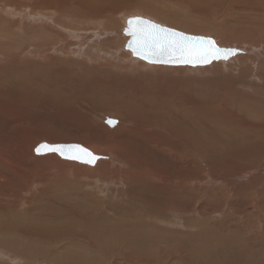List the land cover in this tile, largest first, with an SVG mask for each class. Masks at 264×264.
I'll return each instance as SVG.
<instances>
[{
  "label": "rangeland",
  "instance_id": "obj_1",
  "mask_svg": "<svg viewBox=\"0 0 264 264\" xmlns=\"http://www.w3.org/2000/svg\"><path fill=\"white\" fill-rule=\"evenodd\" d=\"M198 1L0 0V9L2 8V11L0 10V55L4 53L2 58L7 57L16 48L14 53L20 57L21 66L41 63L45 69L50 67L53 71L64 73V76L69 77L73 82L71 92L75 100L81 95L79 87L84 82L82 76H85L86 81L83 85H87L90 82L99 83L93 88L95 91L92 94V101L81 102L79 100L80 104L76 105L68 100L66 107L58 106L47 99L37 102L28 96V98L22 95L18 96L19 90L17 89H19L20 85L17 84V81H13L12 72H9L7 76L4 73H0V139L8 141L4 142L9 147L7 149L24 146V139L20 135H26L24 136L25 139L29 138L30 145H32L31 154L33 153V148L41 142L52 144L75 143L86 147L95 154L108 156L114 160H100L95 165L88 167L71 161L63 160V163L62 159L56 155L53 156L54 154L36 156L33 153L32 156L34 158H52V161L47 166H51V173L49 174L51 181L57 183L54 184V189L49 191L46 199L48 206H51H49L50 220H47L49 229L47 232L28 230L19 231V233L18 231L13 232V230L7 229H5L7 231L5 232L4 229H0L4 238L16 239L14 245L5 243L0 246V264H78L68 254L76 248L78 243V240L76 242V238H74V234L78 231V233H83L88 228L95 235L101 236L100 241L93 237L91 238L103 244H99V246L98 243H88L87 241L92 240L88 236L89 239L83 241L85 245L77 246L76 251H81L82 253L80 252L79 254L83 256H81L82 258H77L78 260H85L88 256L96 255L97 259L100 260V264H137L138 262V264H143L144 261L142 259L128 263L130 260L123 247H121L122 249L117 248L115 244L110 243L117 232L110 229L106 224L102 225L103 223L94 221L87 214L93 211V214L99 216L104 213V207H98V203L111 204L110 207L113 206V208L117 206L123 207L122 209L126 213L129 208L143 212L142 209L146 210V208L144 205L141 207L142 205L138 202L144 196H152V201L156 202L157 206L161 204L162 200L157 197L161 192L157 193V188L153 184L130 186L129 181L132 180L130 178L128 181L127 176L131 166L118 162L121 159L128 163H134L137 157L140 164L145 165L148 162L157 168L164 169L170 175H174L173 177L188 173L194 176L192 188L179 190L175 196L171 197L173 198L171 202L174 201L176 203L177 209H175L179 211V215H169V206L160 205L168 214L165 213L162 217L160 215L159 220L157 222L154 221L155 225L164 231L159 234L168 233L172 236L167 241L162 242L163 244H152L154 247L147 250L153 253L156 251L160 253L157 255L155 262H148L149 264H213V262L209 263V261L203 262V257L194 256L195 258L192 259L188 250L183 247L186 246L193 251V249H197L195 245L200 247V249L195 251L196 253L198 252V255L200 254V257L202 256L200 253L202 250L209 251L211 249V252L215 250L216 256H210L214 258V264H264V151L253 153L249 149L238 148V143L243 140L241 139V132L248 134L254 132L261 137L259 140L264 138V76H261L264 75V0ZM3 9L6 12L8 11V14L12 13L13 15L4 13ZM138 11L148 12L150 13L149 15L159 14L157 16L161 20L159 22L165 27L191 35L198 34V36L208 35V37H216L214 39L221 46L246 50L244 51L246 53L242 52V54L248 55L247 59L249 60L245 57H242L245 59L238 57L230 60V62H227L229 59L221 60L225 63L214 62V64L210 63L204 66H187L191 68H186L185 70L179 68L180 65L172 67V65L149 64L135 58L146 67V71L143 73L145 78L139 84L142 85L141 90L146 94L145 96L148 100H153L152 98H154L153 101H157V98L158 100L166 98L168 93L175 90L182 93V96L187 99L186 103L193 106L190 113L195 117L193 120H196L193 136L196 147H192L191 151L194 153L192 168H196L197 170L195 169V171L194 169H191V171H188V169L182 170V166L179 163L177 164L180 153H174L171 148L167 147L171 144H180L181 138L173 140L168 133L163 132V134L156 130L149 133V135L155 134L152 138L158 143L160 142L161 145L148 144L141 137V133H144V131L139 127H135L133 123L137 121H128L126 115L123 116L115 111H110V104L104 97L107 92L103 89V86L111 83L112 80L104 71L100 73L99 69H102L106 59L114 60L116 58L114 61L123 62V66L129 67L131 65L128 63V58L134 57L124 47L128 36L122 32L124 25L121 24V20L123 16L126 18L137 17ZM42 17L44 18L41 19ZM36 18L38 19L37 23H35ZM155 23L160 24L158 22ZM188 24H193L194 26ZM35 25L36 27L34 28ZM9 33L10 35H7ZM3 34L6 36H3ZM50 44H67L68 48L65 53H55L49 50ZM8 45H11L12 48H9ZM38 48H44L43 52L48 48L46 56L44 53H38ZM4 50L6 52H2ZM99 50L110 52L109 54H112L113 59L112 57L110 59L109 56ZM4 61H1V64ZM81 65L83 68L93 72L91 74L93 79L85 71H82V68H79ZM124 67L119 68L123 69ZM132 67L130 66L131 71L126 70L124 74L135 79L138 76L136 73L137 67ZM119 68L117 71L122 74L124 69L119 71ZM159 68L162 70L159 71ZM109 70L117 73L114 69L110 68ZM259 71L262 72L259 73ZM140 72L142 73V71ZM43 73L51 77L48 72L45 71ZM24 75L27 78V75ZM230 80L232 84L229 82ZM24 81L27 82L26 79ZM25 82L21 84L27 85ZM176 97L178 98L177 95ZM9 115L11 117L14 116L13 118L17 120L16 127H19L18 129H11L12 124L10 121L12 120ZM110 118L116 121L113 127L105 124V120ZM247 121L249 124L253 122L252 124L256 125L253 131L247 126ZM235 127L236 129H234ZM213 128L218 130L216 129V131ZM261 129L262 131H260ZM145 135L149 136L148 134ZM204 137L205 139H203ZM208 139L211 141L209 142ZM198 140L201 146L198 144ZM257 144L264 145V143L260 142ZM180 145L184 147L183 144ZM260 148L264 150V146ZM116 150L120 154L123 153V157L121 155L117 158ZM218 152L219 154H217ZM243 152L245 157L237 159L236 155ZM183 160L185 159L181 157L179 161L184 162ZM112 162L114 169L109 168L104 173H98L101 166ZM253 162L257 163L253 165ZM260 163L263 164L261 165ZM36 167L38 170L41 169L39 163L36 164ZM250 167H252V171L248 170ZM114 181H116V184L111 183ZM32 186H30V190L34 188ZM128 186L131 196L136 198L138 202L131 200L132 197L130 198V194L127 193ZM30 190L28 188L27 191L19 194V196L29 199L26 207H29L28 209L36 214V211L42 209L38 202L40 196L35 191H31V194H28ZM132 192L137 196L132 194ZM25 193L27 194L25 195ZM162 194L166 196L167 192H162ZM163 196L160 197L165 202L166 198ZM183 207H185V210ZM113 214L109 215L114 217L116 213ZM118 217H120L119 214L111 218L113 219L114 227L121 229L124 226L122 223H114V219ZM110 220L108 218L107 223ZM112 221L109 224L111 227H113ZM210 224H214L216 226L215 230L219 231L214 235L210 234L205 239L202 237V241H199L197 234L209 231L211 229ZM91 227L94 228L91 229ZM109 229L114 231V233L110 234ZM86 233L84 231V234ZM106 239H109L108 242ZM229 244L230 247L231 245L239 244V251L231 247L232 252L236 255L231 251V253L226 251ZM172 247H177V249L175 250ZM9 249L10 251H8ZM89 250L91 251L90 253H88ZM258 254L260 255L258 256ZM84 255L87 257L84 258ZM233 255L236 256H234L236 259Z\"/></svg>",
  "mask_w": 264,
  "mask_h": 264
},
{
  "label": "bare ground",
  "instance_id": "obj_2",
  "mask_svg": "<svg viewBox=\"0 0 264 264\" xmlns=\"http://www.w3.org/2000/svg\"><path fill=\"white\" fill-rule=\"evenodd\" d=\"M185 1V0H183ZM200 1V0H199ZM198 1V2H199ZM204 1V0H203ZM207 1V0H205ZM210 2V0H209ZM212 2V1H211ZM202 3V2H201ZM220 3V2H219ZM208 4V3H207ZM206 5V4H205ZM3 7V6H2ZM206 8V7H205ZM5 9V7H4ZM3 9V12L4 13H7L6 10ZM16 9V8H15ZM14 9V10H15ZM2 11V8L0 9ZM16 12V11H15ZM139 12V11H138ZM137 12V17H144L145 19L147 18L148 20L150 19V21H154V22H158L160 23L161 20L158 19V15H149L150 13H143V12H139V13H142V14H139ZM150 12V11H149ZM255 12V11H253ZM17 13V12H16ZM23 13V12H22ZM25 13V12H24ZM40 13V12H39ZM130 13V12H129ZM2 14V13H1ZM8 14V13H7ZM12 14V13H11ZM10 13L8 15H11ZM19 14V13H18ZM197 14V13H196ZM206 14V13H205ZM218 14V13H217ZM13 15V14H12ZM26 15V14H25ZM153 15V16H152ZM201 15V13H200ZM23 16V15H22ZM32 16V15H31ZM34 16V15H33ZM43 16V15H42ZM49 16V15H48ZM219 16V15H218ZM8 17V16H7ZM38 17V16H37ZM41 17V16H40ZM45 17V16H44ZM44 17H42L41 19H43ZM130 17V16H129ZM2 18V17H1ZM14 18V17H13ZM27 18V17H26ZM56 18V17H55ZM128 18V17H127ZM125 16L122 17V20H121V24L124 25V28H125V24H126V19H127ZM12 19V18H11ZM50 19V18H49ZM198 19V18H197ZM37 18L35 19V23H37ZM47 20V19H45ZM228 20V19H227ZM4 21V19H3ZM6 21V20H5ZM160 21V22H159ZM13 22V21H12ZM40 22V21H39ZM212 22V21H211ZM210 22V23H211ZM14 23V22H13ZM17 24V23H16ZM162 23H160L161 25ZM168 24V23H167ZM186 24V23H185ZM195 24V23H194ZM231 24V23H230ZM49 25V24H48ZM163 25V24H162ZM188 25H191V24H188ZM205 25V24H204ZM15 26V24H14ZM170 26V25H169ZM183 26V25H182ZM191 26H194L193 24ZM211 26V25H210ZM36 27V25L34 26V28ZM184 27V26H183ZM187 27V26H186ZM189 27V26H188ZM30 28V27H29ZM124 28L122 30H124ZM180 28V27H179ZM193 28V27H192ZM237 28V27H236ZM21 29V28H20ZM60 29V28H59ZM214 29V28H213ZM187 30V29H186ZM205 30V29H204ZM218 30V29H217ZM262 30V29H261ZM6 31V30H5ZM23 31V30H22ZM193 31V30H192ZM28 32V31H27ZM123 32V31H122ZM207 32V31H206ZM218 32V31H217ZM188 33V32H187ZM197 33V32H196ZM205 33V32H204ZM232 33V32H231ZM219 34V33H218ZM7 35H10L7 34ZM83 35V34H82ZM191 35V34H190ZM207 35V34H206ZM260 35V34H259ZM3 36H6L3 34ZM195 36H198L195 35ZM224 36V35H223ZM11 37V36H10ZM13 37V36H12ZM203 37H208L207 36H203ZM89 38V37H88ZM210 39H214L212 37H208ZM3 39H5L3 37ZM20 39V38H19ZM227 39V38H226ZM232 39V38H231ZM215 40V41H214ZM213 41L217 44V46H220V47H224V46H221V44L216 40L214 39ZM7 41V40H6ZM36 41V40H35ZM13 42V41H12ZM17 43V42H16ZM43 43V42H42ZM51 43V41H50ZM1 44V43H0ZM7 44V42H6ZM10 44V43H9ZM44 45V44H43ZM42 45V47H44ZM47 45V44H46ZM223 45V44H222ZM7 46V45H6ZM5 46V47H6ZM9 46V45H8ZM11 47V45L9 46V48ZM19 47V46H18ZM227 47V46H225ZM260 47V46H259ZM12 48V47H11ZM50 51H53L55 53H65L67 51V48H68V45L65 44H61V45H53V44H50V47H49ZM19 49V48H18ZM41 49V51H40ZM47 49L46 48V51H44V48H38V53H44L45 56H46V53H47ZM235 49H238V48H235ZM7 50H8V47H7ZM30 50V49H29ZM239 50V53H237L236 55L232 56L231 58H229V60H227V62L230 60H234L238 57H245L247 59V54L244 55L246 52V50H242V49H238ZM248 50V49H247ZM9 51V50H8ZM11 51V49H10ZM37 51V50H36ZM79 51V50H78ZM77 51V52H78ZM100 52L104 53L105 55L109 56L110 59L112 57V54H109L108 52H103L101 50H99ZM250 51V50H249ZM1 52V50H0ZM2 52H6L5 50L2 51ZM16 52V48H14L9 54L7 57L5 58H2L3 54L0 55V64L4 61L3 64L0 65V73H4L5 76L9 75V72H12V78H13V81H17V84L20 85L17 86L19 87V93H18V96L19 95H22V96H28L29 98H32L33 100L39 102L40 100H51L52 103L58 105V106H66V104L68 103V100L70 102H72L73 104H80L79 100L82 102H90L93 100V92L95 90H93L94 87H96L97 85H99L98 82H90L89 84L87 85H83L85 81V76H82L83 77V80L84 82L80 85V91H81V95L79 96V98L77 100H75V97L74 95L72 94L71 92V86L73 84L72 80L69 78V77H66L64 76V73L62 72H56V71H53L51 70V68L49 67V69H45L43 68V66L41 65V63H33L31 66H27V65H24V66H21V63H20V57L14 53ZM49 52V51H48ZM242 52L244 54H242ZM252 52V51H250ZM18 53V52H17ZM35 55H37L36 53H34ZM251 55V54H250ZM249 55V56H250ZM115 56V55H114ZM245 58H242V59H245ZM113 59V57H112ZM116 58H114L115 60ZM121 59V58H119ZM129 59V64H131L130 66H134V67H137V71L136 73L138 74L137 78H133V77H130V76H126L125 71L126 70H129L131 71V68L130 66L129 67H125L123 66V62L120 63L119 61L118 62H115L114 60H105L106 63H104V65H102V69H99L100 70V73H102L103 71L109 75L110 79L112 80L111 83L107 84V85H104L103 86V89L107 92V94L104 96L106 99H107V102H109L108 104H110V111H115L117 112L119 115H126V119L128 121H137V122H133L135 124V127H139L142 129V131H144L145 134H148L151 133V132H155L156 130L159 131L160 133H168L170 135V137L175 140V139H179L181 138V142L180 144H183L184 147H182L180 144H171L167 147L171 148L172 152L174 153H180L179 154V160L181 157H183V160L184 162L182 161H179L177 162V164L179 163L181 166H182V170H185V169H188V171H191V169H194L192 168V163H193V158H194V153L191 151V148L192 147H196L195 145V138L193 137L194 136V133H195V123H196V120H193L195 119V117L192 116V114L190 113L192 111V107L189 103H186L187 99H185V96H182L183 94L180 93V92H176L175 90L171 91L170 93H168L167 97L166 98H162L160 100H158L157 98V101H153L154 98H152L153 100H148L147 97L145 96L146 94L143 93V91L141 90V84H139L140 81H142L144 77L143 73L146 71V67L144 66V64H140L139 61L137 59L134 58H128ZM251 59V58H250ZM125 60V58H124ZM249 60V59H247ZM253 60V59H252ZM2 61V62H1ZM122 61V60H121ZM243 61V60H242ZM72 62V60H71ZM214 62H221V63H225L224 61H214ZM214 62H212L214 64ZM226 62V63H227ZM247 62V61H246ZM68 63V62H67ZM111 65H110V64ZM127 63V62H126ZM125 63V64H126ZM127 63V64H128ZM262 63V62H261ZM83 64V63H81ZM216 64V63H215ZM263 64V63H262ZM113 65V66H112ZM124 67V71H122V74L118 73L117 69L119 68L118 67ZM101 66V65H100ZM118 68H116V67ZM128 66V65H127ZM160 67V66H159ZM167 67V66H166ZM170 67V66H169ZM168 67V68H169ZM173 67V66H172ZM212 67V66H211ZM79 68H82V71H85L87 74L90 75L91 77V74L93 73L92 71H90L89 69L87 68H83V66L81 65ZM114 69L117 73H115L114 71H111L109 69ZM133 68V67H132ZM179 68H182V69H186V68H191V67H187V66H180ZM232 68V67H231ZM234 68V67H233ZM87 69V70H85ZM120 69L122 68H119V71ZM122 69V70H123ZM135 69V68H134ZM170 69H174V68H170ZM142 71V73L140 71ZM162 70L161 68H159V71ZM175 70V69H174ZM48 72L49 74H51V77H48L47 75H45L43 72ZM133 71V69H132ZM173 71V70H172ZM256 71V70H255ZM135 72V71H134ZM139 72V73H138ZM168 72V71H167ZM262 71H259V73H261ZM264 72V70H263ZM56 73H59V74H56ZM159 73V72H158ZM165 73V72H164ZM27 75V78L25 77V75ZM186 74V72H185ZM263 74V73H262ZM169 75V74H168ZM204 75V74H203ZM258 75H261V74H258ZM262 77L264 75H261ZM151 77V76H150ZM242 77V76H241ZM92 78V77H91ZM148 78V77H147ZM253 78V77H252ZM24 79H26L27 82L24 81ZM93 79V78H92ZM215 79V77H214ZM229 79V78H228ZM256 79V78H255ZM90 80V79H88ZM147 81V80H146ZM244 81V80H243ZM259 81V80H258ZM27 83V85L25 84H21V83ZM231 82V80L229 81ZM227 84V83H225ZM232 84V82H231ZM215 85V84H214ZM224 85V84H223ZM236 85V84H235ZM217 86V85H216ZM231 87V86H230ZM180 88V87H179ZM219 88V87H218ZM225 88V86H224ZM226 89V88H225ZM224 89V90H225ZM239 90V89H238ZM208 91V90H207ZM221 91V90H220ZM228 91V90H227ZM145 92V91H144ZM223 92V91H222ZM150 93V92H149ZM245 94V93H244ZM176 95L178 96V98L176 97ZM27 97V98H28ZM21 98V97H20ZM37 98V99H36ZM184 98V99H183ZM23 99V98H22ZM184 100V101H183ZM21 104V103H20ZM53 104V105H54ZM231 104V103H230ZM252 104V103H251ZM68 105V104H67ZM67 107V106H66ZM59 108V107H57ZM66 109V108H65ZM231 109V108H230ZM11 117V115H9ZM8 116V118H9ZM250 116V115H249ZM14 117V116H13ZM11 117V124H12V127L11 129L12 130H16L18 129L19 127H16V124H17V120L15 118ZM199 117V116H197ZM4 119V118H3ZM113 120V125L112 126H109L108 124H105L108 125L109 127H113L115 124H116V121L115 119L113 118H110ZM199 119V118H198ZM200 120V119H199ZM198 120V121H199ZM106 121V120H105ZM201 121V120H200ZM199 121V122H200ZM244 121V120H243ZM249 121V120H248ZM247 121V122H248ZM258 121V120H257ZM123 122V121H122ZM206 122V121H204ZM247 126L249 127L250 130H254V128L256 127V125L254 124H249V122L247 123ZM255 122V121H254ZM203 123V122H202ZM212 123V122H211ZM216 123V122H215ZM228 123V122H227ZM130 124V123H129ZM198 124V123H197ZM201 124V123H200ZM261 124V123H260ZM118 125V124H117ZM204 125V123H203ZM229 125V124H227ZM9 126V125H8ZM230 126V125H229ZM228 126V127H229ZM241 126V125H240ZM245 126V125H244ZM10 127V126H9ZM220 127V126H219ZM223 127V126H222ZM260 127V126H259ZM215 129V128H213ZM217 129V128H216ZM215 129V130H216ZM227 129V128H226ZM236 129V127L234 128ZM241 129V128H240ZM263 129V127H262ZM262 129L260 131H262ZM218 130V129H217ZM216 130V131H217ZM228 130V129H227ZM242 130V129H241ZM148 131V132H147ZM222 131V130H220ZM230 131V130H229ZM256 131V130H255ZM259 131V132H260ZM264 131V130H263ZM215 132V131H214ZM234 132V131H233ZM236 132V131H235ZM144 133H141L142 134V140L147 142L148 144L150 143H153L155 145H161V143L158 141H156L155 139L152 138V136H154L153 134H150L149 136L145 135ZM198 133V132H197ZM222 133V132H221ZM227 133V132H225ZM238 133V132H237ZM258 133V132H257ZM36 134V133H35ZM164 134V133H163ZM212 134V133H210ZM240 134V133H239ZM30 135V134H29ZM223 135V134H222ZM233 135V134H232ZM26 136V135H24ZM20 135V137L22 139H24V146L22 147H18V148H13L11 147L10 150H8L6 146V144H4L5 141H7L6 139H0V229H7V230H13L14 231H28V230H35V231H46L49 229V226L47 224V220H50V214H49V206H48V202H47V198H48V194H49V191L51 189H54V184L57 183V182H52L51 181V176L49 175L51 172H50V167L51 166H47L49 165V162L52 161V158L48 157V158H42V159H38V158H34L32 156V154L34 153V155L36 156H43V155H48V154H54L53 156H58L60 159H62V161H70V160H66V159H63L61 158L59 155H57L56 153H53V152H48V153H37L35 152V148L40 145V144H47V145H55V143H48V142H41L39 143L35 148H33V153L31 154V147L32 145H30V141H29V138L26 140L25 137ZM40 136V135H39ZM214 136V135H213ZM217 136V135H216ZM215 136V137H216ZM230 136V135H229ZM27 137H30V136H27ZM224 137V136H223ZM264 137V136H263ZM236 138V137H234ZM261 137H259L258 134L254 133V132H250L249 134L248 133H242L241 132V139H243L241 142H237L239 144L238 148L240 149H243V150H246V149H249L251 152H256V151H264L262 150L260 147L264 146V145H258L257 143L260 142V143H264V138L263 140H259ZM31 139V138H30ZM200 139V138H199ZM205 139V137L203 138ZM201 138V140H203ZM210 139V138H209ZM208 139V140H209ZM225 139V138H224ZM223 139V140H224ZM230 139V138H229ZM228 139V140H229ZM232 139V138H231ZM240 139V140H241ZM222 140V141H223ZM239 140V141H240ZM211 140H209L210 142ZM226 141V140H224ZM232 141V140H231ZM238 141V140H237ZM8 142V141H7ZM199 142V140H198ZM197 142V143H198ZM203 142H205L203 140ZM207 143H209L208 141H206ZM228 142V141H227ZM226 142V143H227ZM207 143H204V144H207ZM69 144V143H67ZM75 144V143H74ZM200 145V142L198 143ZM202 144V143H201ZM210 144V143H209ZM235 144V142H234ZM80 145V144H79ZM226 145V144H225ZM82 146V145H81ZM198 146V145H197ZM201 146V145H200ZM206 146V145H204ZM228 146V145H227ZM226 146V147H227ZM258 146H259V149H258ZM83 148H85L89 153L92 154L93 157H97L98 159L96 160L95 164L97 162H99L100 160H111V161H114L112 158L108 157V156H100L99 154H95L93 153L92 151H90L89 149H87L86 147L82 146ZM224 147V148H226ZM6 148V149H5ZM205 148V147H204ZM210 148V147H209ZM199 149V147H198ZM201 149V148H200ZM228 149V148H227ZM226 149V150H227ZM206 150V149H204ZM230 152H231V149L229 148ZM97 151V150H96ZM125 151V150H123ZM211 151V150H210ZM218 151H221V150H218ZM127 152V151H125ZM213 152V151H212ZM224 152V151H223ZM234 152H235V149H234ZM238 152V151H237ZM25 153V154H24ZM116 153V157L119 158L121 155L123 157V153L120 154L118 153V151L116 150L115 151ZM129 153V151H128ZM133 153V152H132ZM221 153V152H220ZM125 154V153H124ZM135 154V153H134ZM214 154V152H213ZM219 154V152L217 153ZM234 154V153H232ZM248 154V153H247ZM264 154V153H263ZM23 155V156H21ZM225 155V154H224ZM227 155V154H226ZM230 155V154H229ZM52 156V157H53ZM232 157V156H231ZM245 157V154L244 152L243 153H240V154H237L236 155V158L237 159H240V158H244ZM257 157V156H256ZM56 159V158H55ZM135 162L134 163H128L126 161H123V160H119L118 162L120 164H124L126 166H131V170H129V175L127 176V179L129 181V179L131 178L132 181H129V183L131 184L130 186L132 185H146V184H153L157 190L156 192L159 193V191L161 192L159 195H157L158 198H160L163 202V199L162 197L160 196H163L165 194H162V192H167V195L166 196H163L166 198L165 202H161L162 205H167L169 206V215L172 214L173 215H179V211H177V206H176V203H174V201L171 202V200L173 198H171L172 196H175L176 195V192L179 191V190H185V189H190L192 188L193 186V181H194V176L191 174H184L182 176H175L173 177L172 175H170V173L166 172L164 169L162 168H157L155 167L154 165L150 164L147 162V164L143 165V164H140V161H139V158H135ZM255 160V159H254ZM259 160V159H258ZM263 160V159H262ZM63 161V163H64ZM175 161V160H174ZM71 162H75V161H71ZM139 162V163H138ZM260 162V161H259ZM40 165L41 169L38 170L37 167H36V164ZM70 163V162H69ZM78 163V162H76ZM257 163V162H255ZM253 162V165L255 164ZM79 164H82V163H79ZM94 164V165H95ZM115 164V163H114ZM259 164V163H258ZM261 164V163H260ZM263 164V163H262ZM261 164V165H262ZM82 165H86V166H91V165H88V164H82ZM113 165V162L112 163H107V165L105 166H101V169L99 171L98 169V173H104L106 172L109 168H113L112 167ZM93 166V165H92ZM114 166V165H113ZM149 166V167H148ZM151 166V167H150ZM258 166V165H256ZM84 167V166H83ZM194 167V166H193ZM129 168V167H128ZM112 169V170H113ZM196 169V168H195ZM194 169V171H195ZM246 169V168H245ZM97 170V169H96ZM197 170V169H196ZM250 171H252V167H250V169H248ZM62 171V170H61ZM111 171V170H110ZM193 171V170H192ZM237 171H238V168H237ZM185 172V171H184ZM96 173V172H95ZM177 177V178H176ZM240 180V179H239ZM65 182V181H64ZM107 183V182H106ZM113 184H116V181L114 182H111ZM33 185L32 187H34L32 190H30V186ZM230 184V183H229ZM181 187H180V186ZM232 185V184H230ZM254 185V184H253ZM56 187H57V184H56ZM213 187V186H212ZM29 188L30 190V193L28 194H31V191H35V192H38L39 193V204L42 206V209L36 211V214L35 213H32L30 209H28L26 206H28V198H25V197H21L19 196V194L27 191ZM129 186L127 187V193L130 194V198L132 197V201H137L136 198H134L133 196H131V191L128 190ZM148 188V187H147ZM234 188V187H233ZM162 190V191H161ZM234 190V189H233ZM228 191V190H227ZM236 191V190H235ZM260 191V190H259ZM189 193V192H188ZM27 193H25L26 195ZM132 194H135L132 192ZM171 194V195H170ZM237 194V193H236ZM36 195V194H35ZM136 195V194H135ZM259 195V193H258ZM31 196V195H30ZM137 196V195H136ZM142 196V195H141ZM155 196V195H154ZM169 196V197H168ZM36 197V196H34ZM140 197V195H139ZM38 199V198H37ZM80 199V197H79ZM152 196H144L142 197L140 200H139V204L142 205L141 207H144L146 208V210L142 209L143 212H140L141 210H133L134 208H129L127 213L125 211H123V207H116V208H113V206L110 207L111 204H99L98 203V207H101L103 206L104 209H105V212L104 213H101L99 216H96L95 214H93L92 212L90 213H87L89 215V217L93 218L94 221H97L98 223H103L102 225L106 224L109 226L110 229L116 231L117 233L116 236H114V239L112 242L110 243H113L117 246V248H121L123 247V250L126 251V255L128 256L130 262L128 263H132L139 260V259H142L144 261V263H151V262H155L156 258H157V255L160 254L158 251L156 252H149L147 250H149L150 248L154 247L152 244H157L159 243L160 244H163L162 242L164 241H167V239H170L171 238V234H168V233H165V234H159V233H162L164 232L163 230L160 229V227H158L157 225H155V222L154 221H158L159 218H160V215L162 217L163 214H165L166 212L164 211V209H162V207L159 205L157 206V203L152 201ZM159 199V200H160ZM81 200V199H80ZM158 200V201H159ZM36 201V200H35ZM35 203V202H34ZM89 203V202H88ZM30 204V203H29ZM181 204V203H180ZM31 205V204H30ZM95 206V205H93ZM152 206V207H151ZM166 206V207H167ZM186 206V204H185ZM51 207V206H50ZM92 207V206H91ZM102 207V208H103ZM182 207V206H180ZM176 208V209H175ZM185 207H183L184 209ZM36 209V207H35ZM51 210V209H50ZM185 210V209H184ZM235 210V209H233ZM84 211V210H83ZM100 211V209L98 208V212ZM34 212V210H33ZM97 212V210H96ZM212 212V211H211ZM214 212V211H213ZM100 213V212H99ZM113 213H116L115 216H117V214L120 215V217L114 219V223L118 224V223H122L124 226L123 228L121 229H117V227L115 228L114 225H113V219L114 218L113 216H110L109 214H113ZM168 214V213H166ZM114 215V214H113ZM122 215V216H121ZM110 216V217H109ZM112 217V218H111ZM111 219L110 221H112V226L111 227L109 224H110V221L109 223H107V220ZM166 218V217H165ZM164 218V219H165ZM163 219V218H161ZM121 221V222H120ZM166 221V220H165ZM50 222V221H49ZM93 222V221H92ZM168 222V221H167ZM160 223V222H159ZM173 223V222H171ZM164 224V223H163ZM170 224V223H169ZM168 224V225H169ZM101 225V226H102ZM120 225V224H119ZM211 225V224H210ZM93 226V225H91ZM170 226V225H169ZM120 227V226H119ZM52 228V227H51ZM94 228V227H91V229ZM210 228V227H209ZM216 226L213 224L211 225V229L209 231H206V232H202V233H198L197 236H198V240L199 241H202V237L205 239L207 236H210L211 235H214L217 231L219 230H215ZM63 229V228H62ZM105 229V228H104ZM109 229V232L110 234L114 233V231H110ZM0 230V231H1ZM68 230V228H67ZM66 230V231H67ZM106 230V229H105ZM84 231L86 234H84ZM83 231V233H75L74 234V238H76V242L78 240V243L76 244L77 246L79 245H85L83 243V241H86L88 240L89 238L93 237L94 239H98L100 241L101 239V236H97L95 235L94 232H92L89 228L88 229H85ZM95 231V230H94ZM101 231V230H100ZM5 232H7L5 230ZM10 232V231H9ZM12 232V233H13ZM99 232V231H98ZM105 232V231H104ZM103 232V233H104ZM108 232V233H109ZM21 233V232H20ZM29 233V232H28ZM70 233V232H69ZM102 233V234H103ZM191 233V232H190ZM204 233V234H203ZM3 232H0V235H2ZM9 234V233H8ZM54 234V232H53ZM73 234V233H72ZM100 234V233H98ZM114 234V235H115ZM14 235V234H13ZM18 235V234H17ZM44 235V234H43ZM106 235V234H105ZM104 235V237H106ZM49 236V235H48ZM66 236V235H65ZM70 236V235H68ZM79 237V239H77V237ZM88 236H90L88 238ZM176 236V235H175ZM221 236V235H219ZM2 237V238H1ZM0 237V246H2V244H9V245H14L15 242H16V239L12 240L11 239H8V238H4L3 235ZM14 237V236H13ZM72 237V236H71ZM174 237V236H173ZM29 238V237H28ZM53 238V237H51ZM214 238V237H213ZM219 238V237H218ZM33 239V238H32ZM69 239V238H67ZM92 239V238H91ZM90 240V241H87L88 243L92 242V244L94 243H98L96 240ZM102 239H105V238H102ZM23 240V239H22ZM44 240V239H43ZM70 240V239H69ZM109 240V239H108ZM108 240L106 239V241L108 242ZM178 240V239H177ZM210 240V239H209ZM29 241V240H28ZM33 241V240H32ZM35 241V240H34ZM171 241V240H170ZM219 241V240H218ZM25 242V241H24ZM42 242V241H41ZM45 242V241H44ZM43 242V243H44ZM169 242V241H168ZM232 242V241H231ZM37 243V242H36ZM73 243H75L73 241ZM81 243V244H79ZM109 243V244H110ZM174 243H175V240H174ZM17 244V243H16ZM24 244V243H22ZM87 244V243H86ZM102 245L101 243H98V245ZM173 244V243H172ZM245 244V243H244ZM33 245V244H32ZM36 245V244H35ZM34 245V247H36ZM89 245V244H88ZM87 245V246H88ZM99 245V246H100ZM179 245V244H178ZM235 245V244H234ZM234 245H231L232 248H234V250H237L239 251V244L236 246ZM6 246V245H5ZM20 246V245H19ZM23 246V245H22ZM77 246L76 248L73 250V251H70V254H68V256L72 259V260H76L78 264H100V260L97 259L96 255L90 257V256H85L84 258H86L85 260H78L77 258H80L82 256H80V252L76 251L77 249ZM94 246V245H93ZM109 246V245H107ZM165 246V245H164ZM163 246V247H164ZM14 248V246H12ZM91 247V246H90ZM170 247V246H169ZM175 247V246H174ZM185 247L188 252H189V255H191L192 259L195 258L196 256H198L199 258H202L203 259V262L204 261H209L210 262H215L214 258H212L213 256H216L215 255V250L213 252H211V249H209V251H205V250H202L200 251L201 253V257H200V254L198 255V252L196 253L195 251L197 249H200V247L198 245H195V247L197 249H193L190 250L189 248H187L186 246H183ZM229 247H230V244H229ZM226 250V251H231L232 252V248L230 247V249ZM7 248V247H6ZM11 248V246H10ZM16 248V246H15ZM25 248V247H24ZM45 248V247H44ZM85 248V247H84ZM82 248V249H84ZM89 248V247H87ZM105 248V246H104ZM108 248V247H107ZM173 248V247H172ZM8 249V248H7ZM7 249H5V251H7ZM47 249V248H46ZM81 249V248H80ZM102 249V248H101ZM122 249V248H121ZM173 249H177L176 248H173ZM21 250V248H20ZM24 250V249H22ZM27 251V249H25ZM85 250V249H84ZM82 250V251H84ZM94 250V249H93ZM122 250V251H123ZM10 251V249L8 250ZM172 251V250H171ZM236 251V252H237ZM68 252V251H67ZM86 252H87V249H86ZM91 251L89 250L88 253H90ZM102 252V251H101ZM120 252V251H119ZM162 252V251H161ZM230 252V253H231ZM11 253V252H10ZM20 253V252H19ZM82 253V252H81ZM87 253V255H88ZM94 253V252H93ZM91 253V254H93ZM123 253V252H122ZM234 253V252H232ZM239 253V252H238ZM124 254V253H123ZM220 254V253H219ZM227 254V253H226ZM235 254V253H234ZM240 254V253H239ZM42 255V254H41ZM178 255V253H177ZM222 255V254H221ZM225 255V254H224ZM230 255V254H228ZM228 255H227V258H228ZM236 255V254H235ZM233 255V257L235 256ZM253 255V254H252ZM260 254H258L259 256ZM184 256H185V253H184ZM195 256V257H194ZM212 256V257H210ZM218 256V255H217ZM232 256V255H230ZM239 256V255H237ZM83 257V256H82ZM81 257V258H82ZM178 257V256H176ZM236 257V256H235ZM234 257V258H235ZM5 259V257H3ZM222 258V257H221ZM238 258V257H237ZM242 258V256H241ZM103 259V258H102ZM181 259V258H180ZM225 259V258H224ZM236 259V258H235ZM74 260V262H75ZM128 260V261H129ZM141 260V261H142ZM152 260V261H151ZM162 260V259H161ZM165 260V259H163ZM182 260V259H181ZM201 260V259H199ZM229 260H230V257H229ZM140 261V260H139ZM142 261V263H143ZM235 261V260H234ZM241 261H244V260H241ZM181 262V261H179ZM225 262V260H224ZM231 262V260H230ZM11 263V261H10ZM108 263V262H107ZM139 263V262H138ZM137 263V264H138ZM143 263V264H144ZM148 263V264H149ZM165 263V262H164ZM184 263V262H183ZM226 263V262H225ZM254 263V262H253ZM102 264V263H101ZM136 264V263H135ZM166 264V263H165ZM176 264V263H175ZM227 264V263H226Z\"/></svg>",
  "mask_w": 264,
  "mask_h": 264
},
{
  "label": "water",
  "instance_id": "obj_3",
  "mask_svg": "<svg viewBox=\"0 0 264 264\" xmlns=\"http://www.w3.org/2000/svg\"><path fill=\"white\" fill-rule=\"evenodd\" d=\"M136 18H141L143 20H147L150 21L148 19L142 18V17H130L128 19H126V26L123 30V33L128 36V39L124 45L125 49L129 50L132 57L138 58L146 63L149 64H161V65H172V66H204L207 64H210L214 61H221V60H227L229 58H231L232 56L236 55L237 53H239L238 49H234V48H225V47H220L217 46V44L210 38L208 37H203V36H195V35H190V34H186L183 33L181 31H177L175 29H171L168 27H165L163 25L157 24L153 21H150L151 23L158 25L161 29L167 30V33L169 35L170 39H175L178 42H180L181 44L187 46L188 48H191L194 50H202V49H208L211 46L207 44V41L211 40L214 42V45L216 48H219L221 50H227V58H224V54L223 51L220 55H216L213 57H209L208 60L205 62L203 60H201V58L198 55H193L192 57H190L191 59L194 60V63H172V62H168L166 63L165 61H169V60H175V59H182V57H179L178 54L176 55H159V56H153L151 59L153 62H149V60L147 59H141L139 56L135 55L133 52V49H137L138 48V40L137 37L134 35L129 34V29L130 26L128 24V20L129 19H133L135 20ZM131 31H137V28L135 25L132 26ZM170 33H177L179 35H177L176 37H171ZM235 54H232V53ZM111 121V123H110ZM106 124H108L109 126L113 125V120L112 119H107ZM78 146V147H77ZM35 152L37 153H48V152H53L56 153L57 155H59L61 158L66 159V160H70V161H75L78 163H82V164H88V165H94L96 160L98 159L97 157H93L91 153H89L85 148H83L81 145L79 144H74V143H69V144H55V145H47V144H40L35 148ZM90 154V155H89Z\"/></svg>",
  "mask_w": 264,
  "mask_h": 264
},
{
  "label": "snow or ice",
  "instance_id": "obj_4",
  "mask_svg": "<svg viewBox=\"0 0 264 264\" xmlns=\"http://www.w3.org/2000/svg\"><path fill=\"white\" fill-rule=\"evenodd\" d=\"M128 24L130 26L129 34L137 37L138 48L133 49L135 55L141 59H147L149 62L152 61L153 56L159 55H176L182 59H175L165 61L166 63H194L191 59L193 55H198L201 60L207 61L209 57L220 55L223 51L224 58H227V50H221L216 48L214 42L209 40L207 44L211 47L208 49L194 50L181 44L175 39H170L169 35L166 34L167 30L161 29L158 25L151 23L150 21L136 18L135 20L129 19ZM135 25L137 31H131L132 26ZM177 33H170L171 37H176ZM232 54H235L234 52ZM111 123V121H110ZM78 147V146H77ZM90 155V154H89Z\"/></svg>",
  "mask_w": 264,
  "mask_h": 264
}]
</instances>
